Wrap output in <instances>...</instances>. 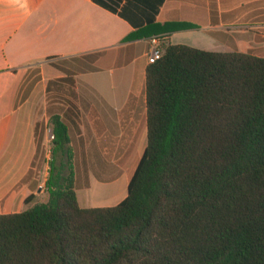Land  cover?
<instances>
[{"label":"trees","instance_id":"obj_1","mask_svg":"<svg viewBox=\"0 0 264 264\" xmlns=\"http://www.w3.org/2000/svg\"><path fill=\"white\" fill-rule=\"evenodd\" d=\"M161 49L127 197L81 205L68 126L53 116L49 199L0 214V264H264V58Z\"/></svg>","mask_w":264,"mask_h":264},{"label":"crops","instance_id":"obj_2","mask_svg":"<svg viewBox=\"0 0 264 264\" xmlns=\"http://www.w3.org/2000/svg\"><path fill=\"white\" fill-rule=\"evenodd\" d=\"M154 39L204 50L245 47L264 58V0H0V214L23 212L30 196L32 204L48 201L42 170L53 116L68 126L76 188L96 140L127 137L139 116L147 138ZM130 67L132 89L123 99L118 75ZM140 84L142 113L134 96ZM112 196L120 202L119 190Z\"/></svg>","mask_w":264,"mask_h":264},{"label":"rangeland","instance_id":"obj_3","mask_svg":"<svg viewBox=\"0 0 264 264\" xmlns=\"http://www.w3.org/2000/svg\"><path fill=\"white\" fill-rule=\"evenodd\" d=\"M237 38V37H236ZM240 38V37H239ZM197 47V46H196ZM199 48L202 45L198 46ZM208 47V46H206ZM212 47V46H211ZM215 49L218 51H224L220 45H215ZM246 48H241L240 50L246 52ZM133 71L134 68L130 67L123 71L122 74L118 75V80L122 86L123 99L128 98L127 91L129 92L132 89L133 84ZM138 88V87H137ZM65 93L70 96H74L71 90H66ZM136 101L138 102L140 113H142L144 107V90L140 84L137 89ZM63 100H68V98L62 97ZM63 103V102H62ZM145 108V107H144ZM139 120L136 123V130L134 132H127V137L122 139L115 138L114 134H109L103 140H96V143L92 146L89 152V158L91 163L89 164V169L84 170L83 166L79 164L78 167V182L77 191L79 196V201L83 207L93 208V207H111L118 205L123 201L128 194V184L133 176L135 169L141 159L143 152L147 145V138L145 136L146 120ZM51 120V119H50ZM129 124V123H127ZM48 148L44 155L46 159L43 163L42 176L45 178L49 177L50 161L52 160V150L53 143L51 137V125L49 122L48 128ZM102 143L101 148L98 147V143ZM45 157V156H44ZM63 159L60 157L58 159V165L61 164ZM88 178H93L95 185L93 188L90 187L87 182ZM119 180V182H117ZM77 182V183H78ZM87 182V184H86ZM104 182L105 186L101 189L102 186L99 183ZM100 186V187H99ZM119 190L121 197L120 202L113 198V193H117ZM121 190V191H120ZM112 194V195H111Z\"/></svg>","mask_w":264,"mask_h":264},{"label":"built area","instance_id":"obj_4","mask_svg":"<svg viewBox=\"0 0 264 264\" xmlns=\"http://www.w3.org/2000/svg\"><path fill=\"white\" fill-rule=\"evenodd\" d=\"M153 44L155 46L151 49V51L147 55L148 65L156 63L163 56L162 49H161V42H159L158 39H154ZM51 137L52 139H54L53 131H51Z\"/></svg>","mask_w":264,"mask_h":264}]
</instances>
